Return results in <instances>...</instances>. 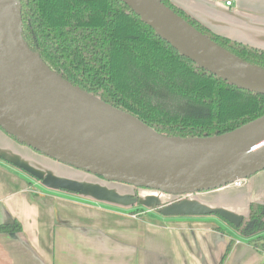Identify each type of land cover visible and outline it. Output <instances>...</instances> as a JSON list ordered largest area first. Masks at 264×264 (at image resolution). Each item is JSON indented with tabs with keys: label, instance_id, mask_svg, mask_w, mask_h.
Listing matches in <instances>:
<instances>
[{
	"label": "crops",
	"instance_id": "0c3cea01",
	"mask_svg": "<svg viewBox=\"0 0 264 264\" xmlns=\"http://www.w3.org/2000/svg\"><path fill=\"white\" fill-rule=\"evenodd\" d=\"M169 1L209 32L264 50V0ZM177 204L185 214L159 212ZM250 205L264 206V170L240 187L160 194L50 160L0 129V225L21 228L0 233V264H264V230L243 234L202 213L245 219Z\"/></svg>",
	"mask_w": 264,
	"mask_h": 264
},
{
	"label": "water",
	"instance_id": "95a60500",
	"mask_svg": "<svg viewBox=\"0 0 264 264\" xmlns=\"http://www.w3.org/2000/svg\"><path fill=\"white\" fill-rule=\"evenodd\" d=\"M121 1L186 59L264 95L263 68L221 48L160 0ZM20 10L18 0H0V129L17 142L104 181L173 196L214 191L264 170V116L219 136L160 135L50 70L23 40ZM180 209L159 212L186 213ZM202 213L242 220L222 210Z\"/></svg>",
	"mask_w": 264,
	"mask_h": 264
},
{
	"label": "trees",
	"instance_id": "16d2710c",
	"mask_svg": "<svg viewBox=\"0 0 264 264\" xmlns=\"http://www.w3.org/2000/svg\"><path fill=\"white\" fill-rule=\"evenodd\" d=\"M18 1L22 38L50 70L160 135L219 136L264 116V95L186 59L121 0ZM160 1L221 48L264 69V50L215 35ZM248 218L246 225L243 218L239 224L222 219L243 234L264 230V206L250 205ZM20 230L17 222L0 225V233Z\"/></svg>",
	"mask_w": 264,
	"mask_h": 264
},
{
	"label": "built area",
	"instance_id": "2783aa9c",
	"mask_svg": "<svg viewBox=\"0 0 264 264\" xmlns=\"http://www.w3.org/2000/svg\"><path fill=\"white\" fill-rule=\"evenodd\" d=\"M231 4V2H226L225 5L226 7H229ZM245 180H239V181H235L233 184H231L230 186H234V187H240L242 184H244ZM262 259L264 261V241L262 243Z\"/></svg>",
	"mask_w": 264,
	"mask_h": 264
},
{
	"label": "rangeland",
	"instance_id": "374dc122",
	"mask_svg": "<svg viewBox=\"0 0 264 264\" xmlns=\"http://www.w3.org/2000/svg\"><path fill=\"white\" fill-rule=\"evenodd\" d=\"M45 157H46V156H45ZM47 158H49V157H47ZM50 160H52V159L50 158ZM55 162H56V161H55ZM58 163H59V162H58ZM60 164H63V163H60ZM63 165H64V164H63ZM72 168H73V167H72ZM82 172H84V171H82ZM44 173H45V172H44ZM45 175L48 176V177H50V176L47 175V174H45ZM46 178H47V177H46ZM151 191H152V190H151ZM248 219H249L248 217L244 219V225L248 224V222H249ZM243 227H244V226H243ZM251 233H254V232H251Z\"/></svg>",
	"mask_w": 264,
	"mask_h": 264
}]
</instances>
